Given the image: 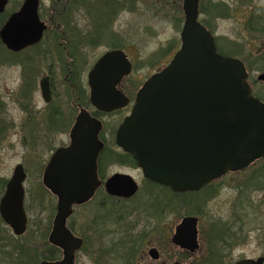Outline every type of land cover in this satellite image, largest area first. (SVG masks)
Instances as JSON below:
<instances>
[{
    "label": "water",
    "instance_id": "obj_1",
    "mask_svg": "<svg viewBox=\"0 0 264 264\" xmlns=\"http://www.w3.org/2000/svg\"><path fill=\"white\" fill-rule=\"evenodd\" d=\"M200 2L183 0L181 47L138 91L131 113L116 135L118 147L134 158L146 179L177 193L199 191L228 172L244 170L264 159V102L253 95L244 62L218 52L214 34L200 22ZM6 3L0 0V8ZM23 8L4 32L12 49L38 42L44 29L38 16L39 0H27ZM24 15L26 22L19 28ZM29 27L34 31L19 42L20 29ZM131 72L132 64L122 51L104 55L88 77L92 106L104 113L127 107L130 100L117 85ZM258 80L264 81V74ZM46 91L43 89L44 94ZM101 131L102 123L82 110L70 145L58 149L47 165L44 183L58 199L50 241L64 250V257L40 264H73L81 242L66 222L74 208L92 199L100 186ZM25 180L19 165L0 209L17 234L26 231ZM138 188L128 174H115L106 183L110 195L124 198L136 195ZM196 225V218H185L175 241L194 251L198 247ZM237 264H264V259H244Z\"/></svg>",
    "mask_w": 264,
    "mask_h": 264
},
{
    "label": "flooded vegetation",
    "instance_id": "obj_2",
    "mask_svg": "<svg viewBox=\"0 0 264 264\" xmlns=\"http://www.w3.org/2000/svg\"><path fill=\"white\" fill-rule=\"evenodd\" d=\"M26 1L7 0L5 8H0V68L9 64V69L15 73V85L17 89L14 90L13 100L24 113V116L18 120V123L23 126L21 131L23 137H25L26 133L28 136L24 140L31 142L32 146L39 144L47 146V150L50 151V157L45 165L38 163V166L37 164L34 166L36 171L41 172L42 187L40 186V188L46 189L50 196V204L47 202L50 220L45 225L46 228L43 234L40 235L39 232L41 230H39L37 224L42 225L44 219L40 214V219L38 220L39 213L36 216L37 222L35 218L30 217L33 205L31 198L27 204L25 183L29 170L24 164H17L12 171V176L19 165H22L26 173V180L24 182V209L27 216L26 231L23 234H17L5 222L0 210V264H24V260L28 264V261L24 258H28L29 260L31 254L26 250L25 244L29 245L28 249H31L32 245L30 243L34 244L40 237H43L46 243L44 246L39 247L41 259L38 264L44 261L59 262L63 259L64 250L50 241L57 215L58 199L46 187L44 173L52 155L58 149L70 145L71 132L77 124L82 110L87 111L90 116L102 123L100 140L103 142L104 148L98 157L97 175L100 186L96 190L94 197L76 206L74 212L76 208H82L94 202L100 192L104 194L97 204L98 212L94 213V218L91 219L90 223L86 224L87 228L78 229L69 223L74 212L66 222L68 230L81 242L80 247L75 251L73 264H237L244 259H264V255L257 258L242 257L235 262H230L228 259L234 249L247 239L248 230L247 228H243L245 227L244 220L238 215V212L240 210L244 212L247 207L255 210V206L251 201L252 191L264 188V181L260 179L259 174L257 175L258 171H254L252 175L248 176L249 178L252 177L249 184L247 180L236 186L235 189L238 190L239 196L232 204L233 215L229 220H222L220 225L216 223L213 225L209 224L207 228H204L200 213L220 193L223 178L228 175H243L248 169L254 168L256 163L260 161L244 170L228 172L199 191L185 193L174 192L168 187L146 179L142 170L137 166L134 168H138L142 172L144 182L141 185L136 181L139 187L136 195L131 198H124L110 195L106 191L108 179L118 174L116 172L109 174L110 169L117 164L116 158L125 156L127 153L120 147L116 150L111 146L108 136L109 128L98 116L101 114L112 115L126 112L115 129L114 143L118 147L116 143L117 131L124 119L130 115L136 95L145 82L140 86L132 85L131 80L129 83V78H131L134 71V63L125 45L115 46L113 49L108 50L95 60L92 65L89 64L88 68L82 51L83 49H87V47L91 49L92 47L96 48L106 39L112 38L110 34L115 27L116 19L123 10L128 9L132 5V1L115 0L114 3H111L110 1L112 0H102L107 8H104L102 14H100L101 8H93L94 25H97V27L91 33L71 23V13L74 12L72 11V6L68 5L67 8H62L61 11L57 8H50L51 11L47 14L44 8H40L41 0H39L38 16L44 26L40 40L31 45L18 46L17 49H12L5 41L4 32L7 24L12 19L16 15L23 13V6ZM25 18V15L20 17L18 21L19 28H21L20 25L25 21ZM31 27L28 28L29 30L20 29V34H18L19 39H17L19 42L23 41L25 36L34 31ZM109 41H112V39ZM170 49L164 50L165 52H169ZM114 51H122L126 59L132 64L131 74L124 77L117 85V89L129 98L130 103L123 109L104 113L94 108L90 102L88 77L97 62L104 55ZM173 57L163 64V68L170 63ZM163 68L158 69V71ZM61 74H64L63 84L58 81V77ZM84 74L87 75L89 89L90 105L88 104V106H92L93 108L91 109L94 112H89L90 110H87L84 105L85 91L81 80ZM43 89H47L46 94L43 93ZM131 90L134 91L132 95H130ZM38 94L44 103V106L40 108L37 106ZM253 94L255 95V93ZM258 98L261 100L260 97ZM65 103L67 106H65ZM38 115L41 116L39 117ZM110 129L112 131V126H110ZM55 139H59V143H54ZM100 163L103 165L100 166ZM120 174L131 175L129 173ZM11 178H0V209ZM164 191L173 199L163 200L157 195V193L162 194ZM140 192L144 193L142 199H138ZM182 194H191L194 200L197 199L193 206H197L198 209L194 208L192 213L188 212L183 215L177 212L176 210L180 206V195ZM198 198H200V201ZM134 202L137 206L127 207ZM118 204L123 206V212L116 211V205ZM187 217L197 219L198 247L194 251L190 250V247L181 246L175 241L177 229ZM239 221L241 222V226L237 224ZM33 229H35V234L32 236L31 232ZM26 241L28 243H25ZM44 257H47L48 260H45Z\"/></svg>",
    "mask_w": 264,
    "mask_h": 264
},
{
    "label": "rangeland",
    "instance_id": "obj_3",
    "mask_svg": "<svg viewBox=\"0 0 264 264\" xmlns=\"http://www.w3.org/2000/svg\"><path fill=\"white\" fill-rule=\"evenodd\" d=\"M131 1L132 5L128 9L123 10L115 21V27L110 34L112 41L106 39L101 45L96 48L92 47V49L86 46L87 49H83L82 54L85 57L88 68L89 64L92 65L101 55L115 46H127L134 63V71L131 78H129V83L131 80L132 85L140 86L158 69L163 68V64L167 63L181 46L180 34L184 24L183 0ZM110 2L114 3L115 0ZM201 3L205 14H200V18L210 24L219 52L244 62L250 73L249 82L253 88V93L257 97L264 99V82L257 80L258 75L264 74V59H259L264 57V0H202ZM68 5L72 6V11H74L71 13V23L91 33L97 27V25H94L93 8H101L100 14L103 13L104 8H107L102 0H41L40 8H44V11L49 14L50 8H57L61 11L62 8H67ZM216 5L227 8L229 16L221 14L220 17H216ZM252 23L254 24L253 29ZM257 29L262 31L260 32ZM164 49L170 50L165 52ZM254 59L259 60L253 61ZM251 66L252 69H250ZM14 75L15 73L9 69V64L0 68V178H11L12 171L17 164H24L29 170L25 183L27 204L31 198L33 205L30 217L35 218L37 222L36 216L39 213L38 220L40 219V214L44 219L42 225L37 224V227L41 230L39 234L42 235L46 228L45 225L50 220L47 211V202H49L50 196L46 189L40 188L41 172L36 171L34 166L36 164L38 166V163L45 165L50 157V151L43 144V146L41 144L32 146L31 142L24 140L25 137L28 138L27 133H24L25 137H23L21 132L23 126L18 123L24 113L13 100L14 90L17 89ZM81 80L85 91L84 105L87 110H90L89 112H94L91 109L93 107L88 106L90 103L87 75L84 74ZM58 81L63 84L64 74L58 77ZM133 93L134 91L131 90L130 95ZM37 99L38 108L43 107L44 103L39 94ZM65 106H67L66 103ZM125 113L101 114L98 116L108 126L110 144L116 150L119 147H116L114 143L115 129ZM110 126H112V131H110ZM54 143H59V139H55ZM254 171H258L257 175L259 174L260 179L264 181V161L257 162L254 168L248 169L243 175H228L222 179V186L218 196L208 203L203 212L200 211L204 228L214 223L220 225L222 220L231 218L233 215L232 204L239 196L238 190L235 188L238 184H242L247 180L249 184L252 177L249 178L248 176L252 175ZM115 172L129 173L141 185L144 182L142 172L138 168L116 164L110 169L109 174ZM263 190L264 188L252 191L251 201L255 206V210L247 207L244 212L243 210L238 212V215L244 220L245 227H242L248 230L247 239L234 249L228 258L230 262H235L242 257L257 258L264 255ZM103 194V192H100L96 200L85 207L76 208L69 223L78 229L87 228L86 224L90 223L91 219L94 218V213L98 212L97 204L102 199ZM157 195L163 200L172 198L166 191L162 194L157 193ZM143 196L144 193L140 192L138 199H142ZM185 198V201L176 210L181 215L188 213L189 210L194 211V208L198 209L197 206H193L197 199L194 200L193 197ZM198 200L200 201V198ZM132 206L137 205L134 202L127 207L130 208ZM123 210L122 205H116L117 212H123ZM237 224L241 226L240 221ZM34 231L35 229L31 232L32 236L35 234ZM25 243H28V241ZM45 243L44 238L40 237L34 244L30 243L32 245L31 249H28L29 245L25 244L26 250L31 254L29 260L24 258L28 261V264H31L34 260L33 264H38L41 259L39 247L44 246ZM24 264H26L25 260Z\"/></svg>",
    "mask_w": 264,
    "mask_h": 264
},
{
    "label": "trees",
    "instance_id": "obj_4",
    "mask_svg": "<svg viewBox=\"0 0 264 264\" xmlns=\"http://www.w3.org/2000/svg\"><path fill=\"white\" fill-rule=\"evenodd\" d=\"M202 1V0H201ZM204 8H203V4L201 3V7H200V14L201 15H203V14H205V11L203 10ZM215 11H216V17L218 16V17H220L221 16V14H224V15H227V16H229V13L227 12L228 11V9L227 8H225L224 6H221V5H216V7H215ZM218 13V14H217ZM215 17V18H216ZM200 22L203 24V25H205L212 33H213V30H212V28H210V24L206 21V20H204V19H201L200 18ZM253 23L251 24V26H252V29L254 28L253 27ZM256 29V28H255ZM258 31H262L261 29L259 30V29H257ZM256 31V30H255ZM214 34V33H213ZM263 56V55H262ZM259 59H264V57H260ZM259 59H254L253 61H257V60H259ZM264 68V67H263ZM250 69H252V66L250 67ZM261 98V100L262 101H264V99H262V97H260ZM116 161H117V164H119V165H126V166H130V167H137V163H136V161L134 160V158L131 156V155H129V154H125V156H122V157H117L116 158ZM103 164L102 163H100V166H102ZM185 197H188V198H190V197H192L191 196V194H182V195H180V204H182L183 203V201H185ZM187 209H188V207H187ZM188 212H191L192 213V211L191 210H189ZM44 259L45 260H48V258L47 257H44Z\"/></svg>",
    "mask_w": 264,
    "mask_h": 264
}]
</instances>
